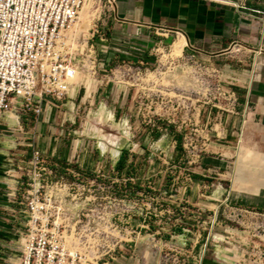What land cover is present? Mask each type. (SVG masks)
Segmentation results:
<instances>
[{
    "label": "rangeland",
    "instance_id": "374dc122",
    "mask_svg": "<svg viewBox=\"0 0 264 264\" xmlns=\"http://www.w3.org/2000/svg\"><path fill=\"white\" fill-rule=\"evenodd\" d=\"M92 13L90 6L84 8L80 26L85 23L82 37L93 42L95 52L92 59H77L69 97L53 107L44 106L39 124L34 125L27 115L18 132L26 160L19 171L20 182L8 191L12 195L0 211V264H19L27 222L28 163L33 151L39 152L49 183H72V193L77 194L85 181L104 183L102 191L94 192L101 201L85 207L81 219L85 223L89 218L103 230L92 237L93 250L98 251L95 264L127 260L133 249L140 257L149 249L152 259L161 264H264V190L260 188L257 195L242 190L249 182L263 181L264 174L248 175L243 169L236 172L239 161L245 168L254 155L264 156V146L240 144L233 160L234 173L229 172L234 178L233 189L243 202H223L232 186L222 182L216 188L215 180L209 178L215 176L196 162L198 141L190 126L197 110L191 104L194 70L187 69L190 86L186 90L182 70L168 66L169 58L177 60L182 52L175 54L168 47L164 54H152L146 61H124L121 72L112 62L108 69L101 68V48L97 39L91 38ZM84 18L90 19L89 25ZM98 31L108 38L104 24ZM202 76L206 82L211 78ZM113 83L136 85L146 94H140L136 106L122 107L118 113ZM201 88L199 96L207 102V86ZM208 106L203 115L212 109ZM113 149L122 153L115 159L123 156L124 162L112 169ZM65 204L69 213L74 211L72 204ZM72 243L69 238L66 244Z\"/></svg>",
    "mask_w": 264,
    "mask_h": 264
},
{
    "label": "crops",
    "instance_id": "0c3cea01",
    "mask_svg": "<svg viewBox=\"0 0 264 264\" xmlns=\"http://www.w3.org/2000/svg\"><path fill=\"white\" fill-rule=\"evenodd\" d=\"M115 7L117 19L108 17L101 23L109 35L106 48L99 45L101 68L108 69L112 62L121 72L124 61H146L156 46L168 48L183 38L178 62L183 66L186 90L190 86L187 69L194 70L191 104L197 110L190 126L198 141L196 162L204 172L215 176L209 178L215 180L216 188L222 182L232 186L223 202H243L233 189L234 178L229 170L234 173L233 160L240 144L264 146V0H115ZM214 72L224 87L236 94L233 114L211 109L203 115L209 106L199 96L200 81L204 74L216 76ZM128 88L119 83L112 85L118 113L122 107L136 106L140 94H146L137 86ZM30 120L39 124V118L31 116ZM26 121L27 116H22L18 124L10 118L0 119V211L12 195L8 191L20 182L19 171L26 159L22 139L17 136ZM110 153L113 157L122 154L115 149ZM119 161L112 158V169ZM241 164L239 161L236 172L243 169L248 175L264 174V156L254 155V161L245 168ZM260 188L264 190V180L249 182L243 191L257 195ZM112 264L161 262L152 259L149 249L142 257L133 249L127 260L116 258Z\"/></svg>",
    "mask_w": 264,
    "mask_h": 264
},
{
    "label": "built area",
    "instance_id": "2783aa9c",
    "mask_svg": "<svg viewBox=\"0 0 264 264\" xmlns=\"http://www.w3.org/2000/svg\"><path fill=\"white\" fill-rule=\"evenodd\" d=\"M87 6L93 10L91 38L106 48V38L98 26L108 17L117 19L115 0H0V119L10 118L16 124L22 116L38 119L44 106L53 107V103L69 97L78 71L77 59H92L95 52L93 42L79 33L80 15ZM166 50L158 45L153 54H164ZM168 63L169 69L183 68L178 58H169ZM213 74L216 76L207 82L203 76L200 81L207 86V104L233 114L236 94L224 87L217 72ZM149 125L154 126L151 121ZM28 165L24 198L27 222L21 236L19 264H95L98 251L93 250L92 237L103 230L99 223L89 218L81 223V219L85 207L101 201L102 197L94 192L102 191L104 183L88 180L79 185V194L72 193V183L47 182L38 151L31 153ZM67 201L73 212L66 209ZM61 217L67 219L62 221ZM109 227L113 231L112 225ZM69 238L71 245L66 244Z\"/></svg>",
    "mask_w": 264,
    "mask_h": 264
},
{
    "label": "bare ground",
    "instance_id": "6f19581e",
    "mask_svg": "<svg viewBox=\"0 0 264 264\" xmlns=\"http://www.w3.org/2000/svg\"><path fill=\"white\" fill-rule=\"evenodd\" d=\"M88 17V16H87ZM84 20H87V25H89L90 19H86L84 18ZM81 22H83V20H81ZM85 23H82L81 26H79V33H83L84 31V25ZM185 44V41L183 38H180L179 40H177L176 42H174V44L171 46V51H173L175 54H179L182 52L183 46ZM243 181V180H242ZM242 183V182H241ZM240 185V184H239ZM238 185V186H239ZM241 189V188H240ZM244 190V189H242ZM246 192V191H245Z\"/></svg>",
    "mask_w": 264,
    "mask_h": 264
},
{
    "label": "trees",
    "instance_id": "16d2710c",
    "mask_svg": "<svg viewBox=\"0 0 264 264\" xmlns=\"http://www.w3.org/2000/svg\"><path fill=\"white\" fill-rule=\"evenodd\" d=\"M158 134V133H157ZM158 136V135H157ZM181 142V138H178V143ZM181 144V143H180ZM124 162V158L122 156V158L120 159L119 163L122 164Z\"/></svg>",
    "mask_w": 264,
    "mask_h": 264
}]
</instances>
